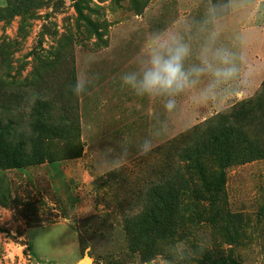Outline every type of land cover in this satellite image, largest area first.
<instances>
[{"label": "rangeland", "instance_id": "374dc122", "mask_svg": "<svg viewBox=\"0 0 264 264\" xmlns=\"http://www.w3.org/2000/svg\"><path fill=\"white\" fill-rule=\"evenodd\" d=\"M201 3L0 0V264H166L176 241L183 264H264V0H236L230 22L249 38L246 87L194 110L181 99L149 154L96 163L161 115L119 82L145 34ZM183 134L201 161L163 172Z\"/></svg>", "mask_w": 264, "mask_h": 264}, {"label": "clouds", "instance_id": "9594fccd", "mask_svg": "<svg viewBox=\"0 0 264 264\" xmlns=\"http://www.w3.org/2000/svg\"><path fill=\"white\" fill-rule=\"evenodd\" d=\"M238 7L236 0H202L197 14L178 17L145 34L142 48L131 67L120 73L119 82L135 97L156 101L161 115L134 142L123 136L120 154L112 159L101 156L96 161L99 169H118L128 159L130 146L136 156L149 154L156 141L168 135L170 118L180 114L181 99L194 110L246 87L249 38L246 33L228 36ZM86 84L78 78L71 92L79 96ZM188 252L184 241L174 242L166 253V264H183Z\"/></svg>", "mask_w": 264, "mask_h": 264}, {"label": "trees", "instance_id": "16d2710c", "mask_svg": "<svg viewBox=\"0 0 264 264\" xmlns=\"http://www.w3.org/2000/svg\"><path fill=\"white\" fill-rule=\"evenodd\" d=\"M189 137L187 134H183L178 137H174L169 141L168 151L164 154V160L161 166L163 172L172 167H180V164H184L185 167H192L201 161V156L194 157L189 152ZM200 158V159H199Z\"/></svg>", "mask_w": 264, "mask_h": 264}, {"label": "water", "instance_id": "95a60500", "mask_svg": "<svg viewBox=\"0 0 264 264\" xmlns=\"http://www.w3.org/2000/svg\"><path fill=\"white\" fill-rule=\"evenodd\" d=\"M84 263H86V264H90L89 259H84Z\"/></svg>", "mask_w": 264, "mask_h": 264}]
</instances>
